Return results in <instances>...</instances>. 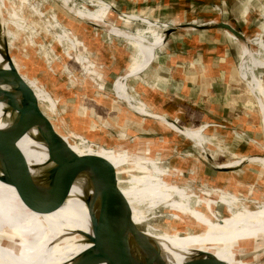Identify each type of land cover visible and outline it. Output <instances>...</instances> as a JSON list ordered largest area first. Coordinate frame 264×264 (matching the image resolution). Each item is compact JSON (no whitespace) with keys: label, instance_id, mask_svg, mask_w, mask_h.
Returning a JSON list of instances; mask_svg holds the SVG:
<instances>
[{"label":"rangeland","instance_id":"374dc122","mask_svg":"<svg viewBox=\"0 0 264 264\" xmlns=\"http://www.w3.org/2000/svg\"><path fill=\"white\" fill-rule=\"evenodd\" d=\"M137 1L0 0V20L11 60L34 91L44 114L72 149L80 154L96 156L121 152L123 158L117 160L120 164L125 162L120 166L122 178L126 180L133 176L126 182L119 178V183L129 201L132 199L130 203L137 224L148 218V221L163 228L178 221L189 228L197 225L193 217L185 216H191L182 209L186 202H174L183 192L175 184L193 190L192 202L187 201L191 202V206L203 212L207 208L206 202L201 200H217L214 204L220 212L219 218L229 216L226 210L227 213H224L225 207L219 203L218 195L201 192L205 185L209 186L213 177L222 183L229 179L228 175L217 173L213 165L234 164L245 156L264 152V110L258 97L264 84V0H169L170 5L162 4V0H141L142 5ZM64 2L98 16L108 25L97 26L95 21L64 7ZM220 21L242 29L250 41L247 45L220 30L231 37L229 39L232 40L227 41L233 44L231 48L236 55L231 63L234 66L233 79H227L218 89L222 104H215L214 86L210 87L208 83L203 97L198 98L201 105L182 104L177 100L163 101L160 105L165 113H157L134 83L143 71L132 70L138 53L137 43L117 35L110 27L152 39V60L169 28L192 22L211 24ZM201 31L205 30L185 26L178 29L177 34H197ZM121 75H125V90L120 92L114 85ZM1 86L5 87L4 84ZM251 86L256 91H252ZM5 105L6 102L0 100V110ZM166 118L176 121L189 134L183 136L166 125ZM175 126V129L182 128ZM17 140L28 152L32 150L34 141L31 137L21 134ZM31 153L34 158L40 159L35 152ZM113 159L116 160L113 154L108 155L109 161ZM258 160L260 162H251L234 173L238 181L231 185V190L263 202L264 180L255 179L252 174L258 170L264 174V164L261 158ZM150 165L151 168L147 169ZM175 168L179 169L178 174ZM166 173L168 176H164ZM135 175L137 182L134 181ZM165 178L169 180L170 191L176 195L166 199L169 196L167 191H163V201L155 204L145 192L153 193L154 185L158 192ZM130 180L133 181L132 187L128 185ZM146 182L150 188L145 187ZM137 188L140 191L134 192ZM74 192L76 189L71 187L62 202L64 213L76 224L92 227L94 214L85 203L79 202ZM231 199L238 204V198L234 196ZM156 206L159 207L146 210ZM245 206L243 214L247 212L245 215L250 218L245 217L246 229L233 234L263 236L264 223L261 225L260 222H264V205L256 209V205L250 204L256 210ZM172 214L179 220H175ZM236 214V211L233 212L231 219H235ZM157 226L148 224L145 231L165 238L199 235L169 234ZM141 227L144 228L145 224ZM253 256L245 257V261H253Z\"/></svg>","mask_w":264,"mask_h":264},{"label":"bare ground","instance_id":"6f19581e","mask_svg":"<svg viewBox=\"0 0 264 264\" xmlns=\"http://www.w3.org/2000/svg\"><path fill=\"white\" fill-rule=\"evenodd\" d=\"M63 5L81 17L95 21L97 25H108L98 16L70 6L68 2H64ZM182 27L185 26L180 25L177 28ZM110 30L117 35L131 38L137 43L138 53L133 71L149 62L154 51L152 39L128 30L114 27H110ZM168 36L165 35V38L167 39ZM6 41V34L0 20V68L2 69H8L10 64L14 66ZM245 72L249 74L247 70ZM251 76V83H253V75ZM1 85L0 100L5 101L6 105L0 110V129H7L19 115L18 109L22 103L21 93L16 89L15 84V86L4 84V88ZM114 87L120 92L125 90V75H121L116 80ZM4 90L13 93L15 105L2 93ZM258 97L263 111L264 84ZM21 131H23L21 134H26L34 141L30 152L24 149L19 141L17 143L32 168L33 177L40 180L43 170L52 166L47 144L40 135L38 125L34 122ZM31 152H35L40 159L34 158ZM261 160L264 164V157H261ZM92 186L88 177L80 174L71 187L76 189L74 193L79 202L85 203L92 213L97 215V197ZM63 210L64 207L61 204L49 212L35 211L23 202L12 185L0 180V264H116V262L117 264H145L150 259L151 250L139 245H132L129 250L120 249L117 252L85 256L84 251L91 246L86 236L93 234L92 227L76 224ZM219 224L224 225V222L220 221ZM145 233L156 242L157 253L152 264H185L204 252H212L225 264H264V254L261 258V254L264 253V235H248L251 233L235 235L225 232L165 238L153 236L146 231ZM236 247L239 249L235 252L233 249ZM251 254H254L253 261H245V257Z\"/></svg>","mask_w":264,"mask_h":264},{"label":"water","instance_id":"95a60500","mask_svg":"<svg viewBox=\"0 0 264 264\" xmlns=\"http://www.w3.org/2000/svg\"><path fill=\"white\" fill-rule=\"evenodd\" d=\"M181 26H188L192 29L203 30L222 29L247 45L250 42L242 29L226 21H220L214 24L196 25L194 22H192L185 23ZM177 31V27H172L166 30L164 34L170 35ZM0 84H9L13 86L16 85V89L21 93L22 101L18 109L19 115L15 122L7 129H0V180L12 185L18 192L23 202L33 210L38 212H49L60 206L66 199L76 177H78L80 174H85L93 185L92 187L94 191L96 192L98 214L92 215L91 221L93 234H87L86 236L91 246L86 249L83 254H85V256L91 257L94 255L111 253L112 251L117 252L120 249L129 250L130 246L139 245L141 247H148L151 250V257L145 264H152L157 253L155 246L156 242L145 233V229L148 224L154 226L157 225L148 221V218H146L147 220L141 222L140 224L135 222L132 209L133 207L129 199L122 191L119 183V178L122 180V182H126L133 176L132 175L126 180L122 178L123 171L120 170V166L125 162L118 165L117 167H114L109 161L100 156L93 154H80L72 149L68 142L64 140L63 136L54 128L48 117L44 114V111L40 107V103L38 102V98L34 91L13 65L10 64L8 69L0 68ZM2 93H4L5 96L10 99V102L13 105L16 104V100L14 99L12 92L4 90ZM170 121L172 122L173 120ZM31 122H34L36 125H38L40 135L47 144L49 160L52 163L50 168L43 170V175L41 176L40 180H36L33 177L32 168L30 167L25 154L17 143V139L23 132L21 130L27 125L30 126ZM173 122L182 127L176 121ZM93 143L96 144L95 142ZM255 157H264V152H256L250 156H245L243 159L235 162L234 164L220 163L213 165V169L217 173H224L225 175L229 176V179H225V181L222 183L220 181H216V177H213L210 179L211 181L209 182V186L205 185L204 188L212 191L217 190L226 192L229 196H236L239 199L238 205H246L245 207L251 208L250 204H254L257 207L256 209L260 208V206L264 205V201L261 202L259 201L260 199L257 198L252 200L248 195H239V193L233 192L231 190V185L238 181L237 176L234 173L239 170H243V167L248 166L251 162H260V159L258 160V158ZM150 168L151 165L147 167V169ZM178 168L174 169L176 174H178ZM144 173H146V171H144ZM252 174L255 179L261 181L264 180L263 171H260L259 173L258 170ZM39 181H41V183ZM175 185L180 187L178 184ZM187 191L189 193L192 192V190L189 191L188 189ZM215 194L218 195V192ZM144 204L148 203L144 202ZM159 206L164 207L163 205ZM159 206H156L152 209L146 208V210H153ZM256 209L251 208V210ZM170 210L179 212L173 209ZM143 212L146 215V212ZM180 214L184 215L183 213ZM174 219L179 220V218ZM193 220L197 224L196 226L193 225V227L196 228H189L180 221L172 222V224H169L170 227L167 228H163L162 226L157 227L166 230V232L169 234L186 235L202 233L206 227L202 224H199L195 219ZM142 224H145L144 228L141 227ZM238 249L239 247H236L233 250L235 251ZM185 264L225 263L215 257L212 252H204L198 257L187 261Z\"/></svg>","mask_w":264,"mask_h":264},{"label":"crops","instance_id":"0c3cea01","mask_svg":"<svg viewBox=\"0 0 264 264\" xmlns=\"http://www.w3.org/2000/svg\"><path fill=\"white\" fill-rule=\"evenodd\" d=\"M162 1V4L164 5L172 4L169 0ZM137 2L140 3L139 5L143 4L141 0H138ZM200 2H202V0ZM207 3L213 5V3L209 1H207ZM239 3L240 2H236L235 4ZM194 23L195 25L198 24L196 22ZM220 30L222 29H209L201 31L197 34H177V32H175L174 34L169 35L167 39L165 38V34L162 36V40L160 41L159 45L160 49H158L153 59H150L151 61L149 60V62L146 63L143 67H141V69H138L140 71H143H141L137 75L136 79L138 81L134 82L136 87H140L142 93L145 95L144 99L146 100V102L151 107H153V109L157 113H165V110L161 108L163 101L166 102L170 100H177L180 101L182 104H185L184 102H186L187 104L193 106L194 104L197 106L201 105L199 103L198 98L203 97L205 92L204 88L206 87V84L208 86V83L210 87L211 85L214 86V96L216 95L215 104H217V106L220 103L222 104V96L218 92V89L222 87L220 84L227 81V79H233L234 66L232 67L231 63L232 59L235 58L236 55L232 50L233 47L231 48V45L233 44L228 43L229 40H232L229 39L231 37H229L228 34L222 33V31ZM246 47L250 49L249 46ZM235 49V52L237 53L238 47H236ZM238 55L239 52L237 53V56ZM200 83L202 85H200ZM252 91L256 90L252 87ZM218 93L220 94V97H218ZM211 97L213 96L211 95ZM196 100H198V103H196ZM147 116L153 117L150 115ZM164 123L175 131L182 134L183 136H185V134H189V132L186 133L187 131L183 130V127L181 128L182 130L178 128L175 129V125L177 124H173L174 122H170V120H168L167 118L164 119ZM120 153L121 152L110 153L111 155L113 154V157L116 158V160L113 159V161L108 160V155L110 154L100 157L109 161L114 167H117L120 164L117 159L123 158ZM164 175L168 176L167 173ZM135 180L137 182V176L135 177L134 181ZM132 182L133 181L130 180V182L128 183L130 187H132L133 185ZM162 182L164 183L162 184V187L158 189V192H156L155 185L154 188H152L151 190V192L153 193H150L148 190H146L145 192V194L148 195L150 199L155 202V204L156 202L163 201V191H167V196H169L166 197V199H171L173 196L176 195L175 192L170 191V184L168 182V179H165ZM144 184L147 188L151 187L150 184H148L147 182ZM146 184H148L149 186H147ZM180 189H183V192L180 194V198H178L174 202H186L183 205V211L190 213L191 216H188L193 217V219H195L199 224H202L206 227V229L200 234H217L225 232L234 233V231L240 232L246 229L244 227V223L247 222L245 217H249L245 214L248 213L246 212L245 214H243L244 205L241 206L236 203H233L231 198H233L234 196H229L228 193L217 190L212 191L205 188L202 190L201 193L205 195H211L218 192V196L220 197L219 203L225 207L224 213H230L229 216H224L218 219L220 216V212L217 209V206H215L214 204L217 200L213 201L211 199H199L203 203L206 202L205 204L207 209L206 211L202 212L198 210L195 206H191L190 204L193 198V190L189 193L185 188ZM137 191H140V189L137 188L134 192ZM187 203L188 205L186 206ZM196 203L198 204V201ZM213 206H215L216 208L213 209ZM225 210L227 212H225ZM234 210L237 212V214L234 215L236 218L231 219V217H233V212H235ZM220 221H223L224 225H220ZM260 223L262 225L264 222L261 221ZM259 228L260 227L254 228L253 231Z\"/></svg>","mask_w":264,"mask_h":264}]
</instances>
